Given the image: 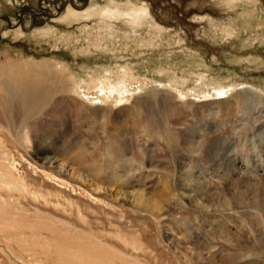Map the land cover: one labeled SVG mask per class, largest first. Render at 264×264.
<instances>
[{"label": "rangeland", "instance_id": "rangeland-1", "mask_svg": "<svg viewBox=\"0 0 264 264\" xmlns=\"http://www.w3.org/2000/svg\"><path fill=\"white\" fill-rule=\"evenodd\" d=\"M132 1L147 4L166 33L158 46L138 47L119 20L114 37L130 47L114 57L88 46L97 33L87 38L84 26L97 19L65 17L69 6L84 10L107 0H0V70L55 60L70 65L68 74L86 77L128 62L153 80L142 95H156L148 131L145 111L131 102L102 109L75 92L57 95L65 108L48 107L21 132L0 119V207L53 220L0 219V264H61V242L51 232L61 226L118 253L119 264H264V0ZM141 32L145 45L151 36L145 26ZM194 71L244 83L237 87L246 86L240 90L250 99L239 105L227 96L224 114L213 95L177 99L155 81ZM116 139L125 145L122 156L109 147ZM6 181L24 187L8 188ZM137 190L149 206L133 202ZM11 194L20 196L18 207H11ZM44 197L60 209L46 207Z\"/></svg>", "mask_w": 264, "mask_h": 264}, {"label": "bare ground", "instance_id": "bare-ground-1", "mask_svg": "<svg viewBox=\"0 0 264 264\" xmlns=\"http://www.w3.org/2000/svg\"><path fill=\"white\" fill-rule=\"evenodd\" d=\"M65 17L73 20L85 21L93 18L97 19L93 27L87 24L84 26V31L89 32L87 38L90 39L93 37L92 31H96L97 33L88 46L89 48L92 46L103 48L112 53L114 51V57L118 56L120 51H124V49L130 47L128 44L121 45L114 37V25H116L119 20H123V22L131 27L132 35H128L127 39L136 40L137 43L139 42L137 45L138 47H156L158 46L156 45L158 40L166 33V28L154 17L147 4L132 0L126 2L107 0L104 4L93 2L84 10H78L69 6ZM143 26H145L147 33L151 36V39L148 43H145V45L141 44L144 40L141 32V27ZM137 54L139 55V53ZM69 66L70 65L66 63L55 62L54 60L52 62H45L44 67H42L41 63H37L34 60H24L19 63L13 62L8 67H3L0 70V89L6 93L0 95V119H6L12 122L21 132L24 129L26 130L27 124L33 116L44 112L48 107H51L50 109L52 110L65 108L64 104L60 105L62 102L57 98V95L75 92L82 96L81 99L83 101L81 102L85 105H95L102 109L105 104L108 103L111 104V106H122L127 102H131L140 112L145 111L144 113H146L147 121L146 124L143 125L144 130H154V122L150 120L148 116V108L153 107V103L156 101V95H142L143 91L152 84V79L138 74L132 64L128 62L126 64L117 62L115 65L106 66L102 70H88L86 77H77L73 72L68 74L67 72L70 70ZM166 70V67H160L157 72L162 75L166 73ZM65 73H67L68 76L70 75L69 82L66 81L67 78H64ZM56 76L58 77V83L55 82V84L53 82L54 85H52L49 80L51 78L54 80ZM167 79L168 81L166 82L158 79H155V81L159 82V86L163 85L166 86V88L169 86L176 91L174 95L177 99L188 98L193 95H195V97L213 95L215 96L214 100L217 102L216 107L224 114L229 104V100L226 99L227 96L232 95L233 98L237 99L239 105H244L247 100L250 99V94L246 90H240L246 86L237 87V85H243L244 83L223 84L219 81L208 80L205 73L202 72H189L188 76H179L177 73H174L173 75H168ZM190 79L195 80L194 82L198 84L188 86L186 83ZM211 102H207V106ZM103 114H105V112ZM110 143L113 144L109 147L113 148L117 156H122L125 145H123L122 142L120 143L119 139L112 140ZM211 144H216V138H214L213 141L210 140L207 146H211ZM52 159L53 157L48 160L51 161ZM59 166L62 168L63 164L61 163ZM128 170L129 165H126L124 174L119 176L118 179L122 181L123 176H127ZM127 178L128 177L124 179L127 180ZM56 179L61 184L65 182L58 176H56L55 180ZM129 182L130 180L126 181L125 184L128 186ZM0 183H4V181H0ZM5 186L8 188L24 187V185L20 184L13 186L11 182L7 181ZM17 190L18 189H16V191ZM133 195L134 203L149 206L145 201V195L140 192V190H137ZM9 197L11 207H18L20 196L15 197L14 194H11ZM44 204L46 207L51 206L53 204L52 198L44 197ZM54 207L58 208V206ZM8 208L0 207V219L3 220V222L24 223L29 222L27 220H31L43 223L47 221L52 224L53 221L48 219V217L34 218V216L30 215L28 217L26 214H19L16 213L14 209ZM58 209H60V207ZM51 232L54 238H57L56 240L61 242L58 253V260L61 264H119L117 259H120L121 256L103 245L96 243L92 236L86 235L83 232L74 233L62 226L59 228H52ZM68 242H70V244ZM134 249L138 250L142 248L136 245ZM229 261L230 260H228V263H230Z\"/></svg>", "mask_w": 264, "mask_h": 264}]
</instances>
